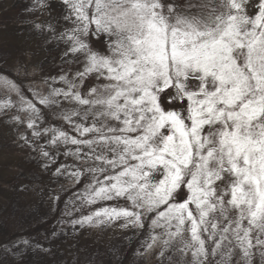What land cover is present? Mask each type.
<instances>
[{
    "label": "snow or ice",
    "instance_id": "obj_1",
    "mask_svg": "<svg viewBox=\"0 0 264 264\" xmlns=\"http://www.w3.org/2000/svg\"><path fill=\"white\" fill-rule=\"evenodd\" d=\"M61 2L72 27L48 30L68 45L65 56L83 57V70L31 99L3 84L21 96L34 138L51 133L50 145L75 146L65 155L87 166L68 175L91 177L83 203L129 205L73 223L123 219L143 229L150 221L145 251L159 244L162 261L179 251L191 254L184 264H253L256 256L264 264V0ZM91 76L106 83L84 93ZM62 102L72 105L63 119L75 135L38 124L43 108Z\"/></svg>",
    "mask_w": 264,
    "mask_h": 264
},
{
    "label": "rangeland",
    "instance_id": "obj_2",
    "mask_svg": "<svg viewBox=\"0 0 264 264\" xmlns=\"http://www.w3.org/2000/svg\"><path fill=\"white\" fill-rule=\"evenodd\" d=\"M196 2L177 0L185 6ZM64 14L61 0H0V105H11L0 108V264H184L190 261V253L182 259L179 251H168L162 261L159 244L145 251L150 221L143 229L124 227L123 219L74 224L98 208L129 205L124 200L83 203L80 197L91 177L83 172L77 181L68 175L87 166L75 155H65L74 152L75 146L50 145L51 133L34 138L26 126L28 114L19 110L21 96L3 84L4 79L12 81L25 99H31L34 94L47 95L53 80L55 87L66 88L59 77L72 80L83 70V57L65 56L68 45L54 39L48 30L49 24L56 27L57 34L71 28L63 20ZM98 83L106 81L91 76L81 90L87 93ZM71 107L62 102L43 108L45 115L38 121L41 130L56 128L75 135L63 119ZM42 148L55 162L41 155ZM62 165L64 169L57 173ZM186 198V190L177 197ZM253 264H261L259 256Z\"/></svg>",
    "mask_w": 264,
    "mask_h": 264
},
{
    "label": "trees",
    "instance_id": "obj_3",
    "mask_svg": "<svg viewBox=\"0 0 264 264\" xmlns=\"http://www.w3.org/2000/svg\"><path fill=\"white\" fill-rule=\"evenodd\" d=\"M179 108V107H178Z\"/></svg>",
    "mask_w": 264,
    "mask_h": 264
}]
</instances>
